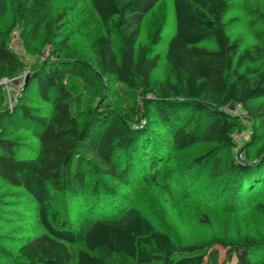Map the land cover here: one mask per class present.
I'll use <instances>...</instances> for the list:
<instances>
[{"label": "trees", "instance_id": "1", "mask_svg": "<svg viewBox=\"0 0 264 264\" xmlns=\"http://www.w3.org/2000/svg\"><path fill=\"white\" fill-rule=\"evenodd\" d=\"M90 1L105 27L94 42L100 73L133 90L156 89L161 97L162 124L171 129L172 141L178 146L193 144L199 134L197 130L205 122L204 139L232 150L236 145L233 134L239 123L217 108L231 104L242 106L264 130V43L242 50L239 40L230 37L223 21L227 0H173L176 29L168 42L167 59L175 81H156L154 86L152 74L159 65L160 54L141 45L139 38L147 14L162 0ZM47 5L48 0H32L29 5L19 1L24 36L37 40L40 47L57 38L60 32L61 17L43 13ZM16 25L14 21L7 30L0 29V80L17 76L25 66L24 58L9 43ZM161 33L159 27L154 35L155 44L160 42ZM209 39L215 41L216 48L202 45ZM66 41L63 39L61 43L65 46ZM87 67V63L59 60L31 74L28 85L35 82L40 97L54 106L53 114L46 116L36 113L28 104L20 105L21 117L34 126L39 141L37 158H19L15 141L0 136V177L35 197L39 220L45 229L25 238L19 247V258L0 253V264H229L233 255L237 264H258L250 252L257 244L254 239L182 245L140 215L123 223L112 220V212L119 205L109 198L126 205L129 198L123 190L108 183L105 176L126 186L141 178L156 183L160 168L168 162L170 144L165 138L167 130L158 136L154 123L131 133L112 115L82 123L73 111L78 102L67 79L74 75L91 82L92 74ZM2 92L0 86V96ZM212 99L214 107L206 103ZM4 107L0 103V110L5 112L0 116V124L6 117L14 116L4 111ZM187 109L197 114L193 122L182 124ZM81 151L93 156L86 164H82ZM258 154L263 155L264 148ZM138 155L142 157L139 163ZM204 162L212 180L239 176L236 196L241 201L248 203L263 195L264 165H239L214 151L195 160L198 165ZM88 169L95 173L90 192ZM51 191L68 198L71 195L78 208L86 209L90 221L84 229L82 248L75 249L78 226L56 209ZM91 198L94 199L90 201ZM215 244L228 248L224 260H220Z\"/></svg>", "mask_w": 264, "mask_h": 264}, {"label": "rangeland", "instance_id": "2", "mask_svg": "<svg viewBox=\"0 0 264 264\" xmlns=\"http://www.w3.org/2000/svg\"><path fill=\"white\" fill-rule=\"evenodd\" d=\"M19 1L29 5L32 0H0V29L7 30L17 21L9 36V43L24 58L25 63L17 76L0 81L3 89L0 103L5 106L4 111L14 115L13 118L6 117L2 120L0 136L15 141L17 156L35 159L39 151L34 126L21 117L20 105L28 104L36 113L46 116H51L54 111L52 103L40 97L35 82L26 87V80L33 72L44 69L53 61L87 63L89 67L85 69L92 74L91 82L74 75H69L67 79L78 102L73 111L82 123H92L101 118V115H112L118 117L123 128L130 133L131 130L140 132L145 126L154 123V126L157 125L155 129H158V136L162 135L161 131L167 130L168 133L164 136L170 144L168 162L160 168V178L156 183L146 182L141 178L131 186H126L110 176H105L108 183L123 190L129 198L127 205L109 198L111 203L119 205L112 212L114 214H110L112 220L123 223L140 215L151 221L155 228L169 233L182 245L219 241L232 243L254 239L257 244L251 248V255L258 264H264V192L248 203L243 202L236 196L239 192L237 189H240L237 187L239 176H227L215 181L208 174L206 162L202 165L195 163L197 157L214 151V154L232 159L239 165L263 166L264 154L259 155L258 151L264 148V130L259 127V123L251 119L240 105L217 107L239 123L233 134L235 147L227 150L205 140V122L197 130L199 134L193 144L184 148L178 146L172 141V134L169 133L171 129L162 124L159 113L161 97L156 89L140 92L100 73L94 54V42L104 33L105 27L90 0H48L43 13H49L57 19L61 17L58 20L60 32L57 38H53L44 47H40L37 40L24 36V22L18 11ZM227 1L228 7L223 14V21L230 37L239 40L242 50L263 45L264 0ZM159 27L162 28L161 40L155 44L154 35ZM175 29L173 0L160 1L144 20L139 43L151 52L160 54L159 65L152 74L153 86L156 81H175V74L167 59L168 42ZM63 39H67L65 46L61 43ZM114 42L118 46L117 34L114 35ZM202 45L209 49L216 48L212 39L206 40ZM206 103L214 107L213 99ZM3 113L5 112L0 110V116ZM196 114L187 109L180 123L190 120L193 122ZM80 156L82 164H86L93 157L87 151H81ZM137 158L139 163L142 157L138 155ZM74 162H77L76 157ZM87 171V191L90 192L95 173L89 169ZM50 197L56 209L78 226L75 249L82 248L84 229L90 221L86 209L78 208L77 201H73L71 195L70 199L62 193L51 191ZM43 232L45 229L39 220L35 197L24 188L15 187L0 177V253L19 258V247L25 238ZM213 247L219 249L220 260H224L228 248L217 244ZM229 264H237L236 255H233Z\"/></svg>", "mask_w": 264, "mask_h": 264}, {"label": "water", "instance_id": "3", "mask_svg": "<svg viewBox=\"0 0 264 264\" xmlns=\"http://www.w3.org/2000/svg\"><path fill=\"white\" fill-rule=\"evenodd\" d=\"M30 78V77H29ZM29 78L26 80L25 86L27 87L28 82H29Z\"/></svg>", "mask_w": 264, "mask_h": 264}, {"label": "built area", "instance_id": "4", "mask_svg": "<svg viewBox=\"0 0 264 264\" xmlns=\"http://www.w3.org/2000/svg\"><path fill=\"white\" fill-rule=\"evenodd\" d=\"M3 79H4V78H3ZM3 79H1V80H3ZM1 80H0V81H1ZM4 81H5V80H4Z\"/></svg>", "mask_w": 264, "mask_h": 264}]
</instances>
